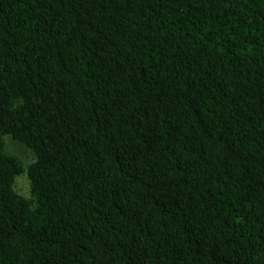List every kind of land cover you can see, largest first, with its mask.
I'll return each mask as SVG.
<instances>
[{
  "label": "trees",
  "instance_id": "16d2710c",
  "mask_svg": "<svg viewBox=\"0 0 264 264\" xmlns=\"http://www.w3.org/2000/svg\"><path fill=\"white\" fill-rule=\"evenodd\" d=\"M0 264H264V0H0Z\"/></svg>",
  "mask_w": 264,
  "mask_h": 264
},
{
  "label": "rangeland",
  "instance_id": "374dc122",
  "mask_svg": "<svg viewBox=\"0 0 264 264\" xmlns=\"http://www.w3.org/2000/svg\"><path fill=\"white\" fill-rule=\"evenodd\" d=\"M5 151L11 155H15L22 162L23 167H26L34 160L32 152L26 147L14 140L10 136L3 137ZM14 189L21 196L29 197V182L26 173L23 172L15 178Z\"/></svg>",
  "mask_w": 264,
  "mask_h": 264
}]
</instances>
